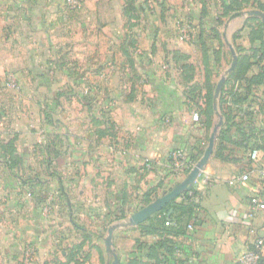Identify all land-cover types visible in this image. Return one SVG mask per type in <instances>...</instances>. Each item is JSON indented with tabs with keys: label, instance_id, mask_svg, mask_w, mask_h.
<instances>
[{
	"label": "crops",
	"instance_id": "crops-1",
	"mask_svg": "<svg viewBox=\"0 0 264 264\" xmlns=\"http://www.w3.org/2000/svg\"><path fill=\"white\" fill-rule=\"evenodd\" d=\"M13 1L21 9L13 4L12 15L33 10L31 5L23 9L28 0ZM100 1H109L107 12L99 7ZM55 2L42 14L66 17L64 27L58 26L57 20L51 25L53 29L39 24L37 30L45 32L47 38L25 43L28 52L24 63L66 62L54 35L50 38L53 31L61 30L67 39L86 33L80 41L87 46L84 52L89 56L84 61H67L74 68L86 65L84 78L91 84L88 91L97 96L96 103L85 105V124L72 121L69 125L82 134L76 141L80 146L65 152L59 145H76L71 137L49 141L41 137L37 140L46 152L18 151L15 159L22 160L23 166L0 171L5 175L0 179V190L5 192L6 207L12 212L10 217H0V222L8 224L0 230V264H110L112 256L106 253L104 238L111 224L117 225L112 240L118 264H234L235 257L252 249L258 238L263 240L258 264H264V209L258 206L264 203V178L259 171L264 148H259L258 162L248 158L247 150L235 146L233 154L224 152L225 160L212 152L187 191L194 195L190 202L195 208L194 216L184 223L183 234H160L161 221L154 218L149 222L154 214L138 225L128 223L132 213L184 179L187 173L172 168L169 152L185 149L189 161L198 155L191 161L195 163L207 145V128L192 119L184 87L171 84L175 72L168 68L171 61L159 55V48L168 46L169 41L155 37L157 27L145 24L142 6L136 0L112 5L110 0H83L73 11L61 8L63 1ZM105 14L117 23L101 21L99 17ZM251 16L246 15V19ZM125 17L129 22L123 21ZM28 26L33 25L29 22ZM122 28L132 36L131 41L110 38L111 31L119 33ZM258 45V41H248L246 53L251 54V48ZM257 71L258 65L253 64L247 75ZM116 76V83L109 85ZM252 92L264 93V85ZM240 108L235 120L245 121L252 130L247 143L257 148L253 144L262 143L264 137V103ZM246 111L251 113L247 121L243 119ZM33 156L41 160L38 167L25 166L27 157ZM236 173H248L249 179L229 183V176ZM182 198L179 195L172 201L181 202ZM164 238L177 242L178 249L165 254L156 250L153 256L137 249V243L153 244ZM26 247H31L33 255L29 263L24 259ZM69 256L75 261L68 260Z\"/></svg>",
	"mask_w": 264,
	"mask_h": 264
},
{
	"label": "rangeland",
	"instance_id": "rangeland-1",
	"mask_svg": "<svg viewBox=\"0 0 264 264\" xmlns=\"http://www.w3.org/2000/svg\"><path fill=\"white\" fill-rule=\"evenodd\" d=\"M12 1L0 0V171L2 168L23 166L22 160L14 158L18 151L46 152L44 145L38 143V138L44 137L45 141H49L53 138L65 140L67 137L70 140L71 137L77 143V138L82 134L74 126L70 129L69 125L72 121H83L85 124V105L88 103L95 105L97 97L88 91V86L91 84L84 78L86 65L78 64L76 65L78 68H74L73 63L67 61V59L72 61L75 58L84 61L86 55L89 56L86 51L84 52L87 46L80 41L82 36L86 38V33L82 36L80 33L73 37L68 36V40L66 35L63 36L61 30L55 29L53 31L50 38L54 35V41L58 43L59 54L63 56L66 62L58 64L57 61L54 62L50 58V64L24 63L28 52L27 48L24 50L25 43L29 41L39 42L47 38L45 32L37 30V26L45 23L48 28L53 29L56 20L58 26H63L62 23L66 17L58 16L56 18L55 14L49 16L42 14V10L47 7L50 9L51 4L56 0H28V3L22 7L28 9L31 5L33 10L26 13L21 10L18 15L11 14L14 11L11 7L14 4V7L19 10L21 6L15 5V1ZM62 1L64 5L61 8L69 11H73L83 4V0H80V5L71 9L66 0ZM110 1L111 5L112 2L114 4L122 3V0ZM259 1L264 2V0ZM108 2L99 3V7L104 12L109 9L108 4L110 5V3ZM136 3L138 6H142L141 12L144 14L145 24L150 23V26L157 27L158 31H154L155 37L159 36L158 39L163 42L169 41L168 46L163 45L162 48H159V55H162L163 59L166 58L169 62L171 61L168 68L175 71L171 77V84L184 87L188 110L191 113H198L199 121L200 119L206 120L208 136L217 120V115L213 110V96L212 113L203 111L206 99L204 76L207 73L203 67V62L210 59L208 69L210 82L214 87V95L217 81L231 62L229 48L223 39L224 24H226L225 38L235 48H239L236 49L237 52L244 54L247 52L248 38H250V28L243 22L246 19L245 11L257 8L254 4H243L241 10L233 13V0H136ZM226 5L230 9L224 13ZM203 11L201 27L198 24L199 17L197 18V16ZM219 15L220 18H218ZM113 18L108 14L99 17L101 21L117 23L112 20ZM123 21L129 22L127 17L123 18ZM29 22L33 25L30 29H28ZM51 25L54 26L51 27ZM213 27H216L215 31H213ZM110 35L111 39L116 38L115 40L119 41L129 42L133 39L123 28L119 33L111 31ZM178 43L183 44L180 46ZM178 45L180 48H177ZM51 54L53 59H56L53 51ZM165 63L167 60L163 64ZM180 65H187L185 72L191 78L189 82L185 81L186 77H184L185 80L183 79L184 72L183 69L181 72L179 71ZM61 70L65 71L64 75L61 74ZM73 71L75 73L76 71L81 72V75H72L71 72ZM117 77L114 80L110 79L108 84L116 83ZM12 84L14 85L11 86ZM223 84L225 85V82ZM232 87L233 83H227L225 85L226 92L223 95L225 98L223 107L228 116L232 114L227 108L233 103V95L229 93ZM217 106L223 116V111L219 106V98ZM83 129L85 131L84 127ZM59 146L62 151L67 152L71 151L74 146L77 148L80 145L79 143L68 145L63 142ZM75 151L72 150V153ZM25 162V166L38 167L41 160L37 156H33L27 157ZM2 178H5V175L0 172V179ZM4 193L3 190H0V217L6 218L10 217L12 212L6 207L7 202ZM5 221L0 222L1 231L8 226ZM14 226L21 225L16 224Z\"/></svg>",
	"mask_w": 264,
	"mask_h": 264
},
{
	"label": "trees",
	"instance_id": "trees-1",
	"mask_svg": "<svg viewBox=\"0 0 264 264\" xmlns=\"http://www.w3.org/2000/svg\"><path fill=\"white\" fill-rule=\"evenodd\" d=\"M243 4H254L256 8L264 10V2L259 0H233V13H236L239 11L240 8H243ZM226 13V10L230 9L228 5L224 7ZM130 11H133V7L129 9ZM241 10V9H240ZM223 15V13H222ZM129 16V15H128ZM204 16V11L199 14L198 18V24L202 27V19ZM131 18V16H129ZM220 18V15L219 17ZM218 23V20H216ZM246 26L250 28L249 35L250 38L249 41H258L259 45L257 48H251V54H239L237 55V61L234 66V68L229 73L228 77L225 80V85L227 83H233V87L229 90V93L233 95V103L230 105V107H227L229 109V112L232 113L229 116L224 111L223 103H224V93L226 92L225 85L223 84V87L220 92L219 96V106L221 111H223L224 116V122L222 126L220 127L216 141L215 146L213 149V153L215 156H218L225 160V157H223V154L225 151H228V155L233 154V146H235V149L243 148L244 150L251 149L250 144L247 143V140L250 136L252 130L244 125L245 121L239 122L235 120V116L240 114V107L243 104L248 105L249 107L254 103L255 105H262L264 103V93H254L253 88H257L259 86L264 85V22L260 20L259 18L255 16H251L246 19L245 23ZM213 31L216 30V27L212 28ZM202 31V30H201ZM176 52V51H175ZM252 58L256 59V62L252 61ZM209 59V57H208ZM214 60V59H213ZM210 59L207 60V62H203V67L205 69V76H204V85L206 86L205 91V108L203 111L206 113L210 112L212 113V96H213V84L210 82V71L208 69V66L210 64ZM263 62V64H262ZM188 64V63H185ZM253 64L258 65V71L256 73H253L251 75H247L248 71L251 69V66ZM187 65H180L181 71L183 69L184 77L187 79L186 82H189L191 79L189 76H187V73L185 70ZM186 68V69H185ZM190 68V67H189ZM236 84H238V87H236ZM237 106V107H236ZM245 120L247 121L249 116H251L250 112H244ZM247 116V117H246ZM242 117V116H241ZM200 123L203 124L208 130V123L206 120L200 119ZM249 130V131H247ZM233 131L236 133L234 137ZM238 139V140H237ZM262 143H256L253 144L258 149L264 148V137L261 138ZM198 155L193 157V161H195L194 158H196ZM16 158V156L14 157ZM183 196L181 202L171 201L167 203L162 210L154 213L153 217L149 218V222H151L154 218L161 221L160 224V234H168L172 233L174 235H181L184 232V223L188 221L191 217L194 216V208L195 205L190 202L192 200L193 194L188 195V192H183L180 194ZM169 209H172L169 215H166V213L169 211ZM118 218V217H117ZM116 218V219H117ZM168 221L169 224H165V222ZM109 224V223H108ZM152 224V223H151ZM148 230V229H147ZM157 230L155 229V232ZM137 249H143L148 253L149 256H153L151 253H155V251H163L162 253H172V251H176L178 249V243L175 241H171L167 238H164L163 240H160L153 244H146L143 243H137ZM167 251V252H166ZM73 257L68 258V260H71ZM72 261H75L72 259Z\"/></svg>",
	"mask_w": 264,
	"mask_h": 264
},
{
	"label": "water",
	"instance_id": "water-1",
	"mask_svg": "<svg viewBox=\"0 0 264 264\" xmlns=\"http://www.w3.org/2000/svg\"><path fill=\"white\" fill-rule=\"evenodd\" d=\"M246 15H252L259 17L264 22V12L258 9L254 10H247L245 11ZM225 28L226 24H224V31H223V39L227 47L229 48L230 54H231V62L228 68L224 71V73L220 76L219 80L217 81L214 95H213V110L215 111V114L217 115V120L214 122L209 136L207 140V145L200 156V158L194 163L192 168L187 172L184 179L181 180L179 183H177L172 189L165 192L161 197L156 198L152 202L148 203L144 207L138 209L134 213H132L128 218V223L130 225H138L144 221H146L152 214L160 211L163 209V207L171 202L173 199L178 197L181 193L188 191L191 186L193 185L195 179L203 169L204 165L206 164L207 160L211 156L216 137L219 131V128L223 124V116L220 114V111L217 106L218 98L220 95L221 88L223 86V83L225 82L228 74L231 72V70L234 68L236 61H237V52L232 45L230 41H228L225 38ZM171 212V209H169L168 214ZM116 224H111L107 228V233L104 238V244H105V250L108 255L112 256V260L110 264H118L119 258L116 255L115 251L113 250V232L116 229Z\"/></svg>",
	"mask_w": 264,
	"mask_h": 264
},
{
	"label": "built area",
	"instance_id": "built-area-1",
	"mask_svg": "<svg viewBox=\"0 0 264 264\" xmlns=\"http://www.w3.org/2000/svg\"><path fill=\"white\" fill-rule=\"evenodd\" d=\"M80 0H66L69 7L76 8L80 5ZM78 8V7H77ZM12 84L11 86H13ZM192 119L196 122H199V116L198 113L194 112L192 114ZM248 158L252 162H258L259 156H260V150L258 148H251L247 150ZM169 157L171 161L172 168L175 171L183 170L185 173L189 172V170L192 168L194 163L188 160L187 158V152L185 149L176 148L169 152ZM261 176L264 178V164L259 169ZM249 179L248 173H236L231 174L228 178V182L238 183V182H244ZM258 206L262 209H264V203H258ZM165 224H169L168 221L165 222ZM263 244L262 238H258L256 242L254 243V246L252 249L245 250L244 252L240 253L235 257L234 264H258V261L261 256V247ZM24 259L26 263H29L33 259L31 247H26L24 250Z\"/></svg>",
	"mask_w": 264,
	"mask_h": 264
}]
</instances>
